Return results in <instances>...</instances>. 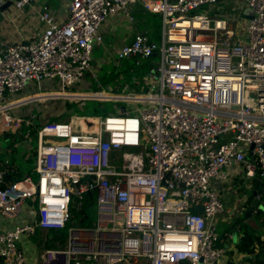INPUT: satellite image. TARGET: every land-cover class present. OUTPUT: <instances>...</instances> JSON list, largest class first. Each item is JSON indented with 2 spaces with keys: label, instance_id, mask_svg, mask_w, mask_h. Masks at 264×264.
Listing matches in <instances>:
<instances>
[{
  "label": "built area",
  "instance_id": "obj_1",
  "mask_svg": "<svg viewBox=\"0 0 264 264\" xmlns=\"http://www.w3.org/2000/svg\"><path fill=\"white\" fill-rule=\"evenodd\" d=\"M13 1L22 11L35 0ZM246 2L243 25L217 7ZM159 15L162 37L137 34L117 53L156 59L140 87L106 88L94 51L101 27L138 3ZM28 44H0V135L23 118L12 99L30 82L57 90L27 101L112 103L107 115L49 122L38 131V179L0 188V216L29 219L0 230V264H27L23 240L68 230V246L44 248L38 264H222L216 220L226 208L215 182L264 181V0H71L60 23L45 9ZM92 88L86 89L88 83ZM121 90L116 91L115 89ZM230 169V172L228 171ZM1 178V176H0ZM95 197L96 223L77 225ZM201 207L202 213L196 208ZM254 219L259 224L254 214ZM80 220V219H79Z\"/></svg>",
  "mask_w": 264,
  "mask_h": 264
},
{
  "label": "crops",
  "instance_id": "obj_2",
  "mask_svg": "<svg viewBox=\"0 0 264 264\" xmlns=\"http://www.w3.org/2000/svg\"><path fill=\"white\" fill-rule=\"evenodd\" d=\"M9 0H0V7L7 4ZM71 0H35L31 3L30 6L25 7L22 11H18L15 9L14 4L11 5L5 12H0V44H28L38 39V36L40 33H42L44 27L39 21L40 14L45 10L48 9L56 18V20L60 23L65 22L68 19L69 16V7H70ZM231 4V3H230ZM232 4H235L240 13L242 14L243 11H245L246 8V2L241 1L240 3L232 2ZM139 5L142 11L145 12L144 8L142 7V4L139 2L136 5L130 6L131 8ZM227 6L226 4H221ZM139 10L138 7H135ZM135 9V10H136ZM159 16V15H158ZM245 16V15H244ZM124 15H119L117 17H113L109 19V21L104 24L100 32L103 35L105 39L104 45H100L97 47L94 51V55L100 51V50H107V37H110V42H114L115 38L113 35L118 31L117 25L124 19ZM161 18V17H160ZM162 22V20H161ZM145 33V32H139ZM134 36L130 38L128 41L124 42L120 47L119 50L131 43L134 39ZM162 37V34L160 36V39ZM159 41V40H158ZM111 58H109L110 62ZM103 64H107V62L103 59L97 58L94 56V65L96 67L97 71H100ZM98 73V72H97ZM50 89V92L57 90V82H42L40 85H38L35 82H30L27 86V88L20 93V95L14 97L12 101L14 102H22L23 97L28 98L32 95L40 94V93H47V92H40L43 88ZM86 89H90L92 87V84L89 82L88 86L85 87ZM37 100H45V99H37ZM50 99H47L45 101H48ZM27 101V100H24ZM34 101V100H33ZM40 103L34 104V107H30L29 105H22V108L19 109L17 107L14 112L15 117L23 118L24 121L27 123L30 122L29 119L26 120V118L35 119L37 117H40V112L42 114H45V111H48L49 108L42 107V105H38ZM42 107L43 109L40 111L39 107ZM39 111H37V110ZM48 113V112H46ZM41 114V115H42ZM54 114V112H53ZM24 124V123H23ZM2 147L3 144L0 142V154L2 153ZM230 172V169H228ZM241 177V175H240ZM245 179L241 180V178L238 177H231L228 182L221 183V182H215L213 184L214 188L217 189L221 196L228 204V209L225 210V213L220 215L216 220V229L219 237L221 238V241L218 243V248L223 251L222 256V264H257L255 261V257L242 253L238 250V244L241 240L242 233H241V226L239 223H237L238 216L245 212L247 210V204H246V198H243L241 201L237 197L240 196V192L242 189H239L237 185L241 183L243 186ZM237 187V188H236ZM251 185L247 187V191L251 189ZM242 198V197H241ZM231 207H234L235 210H231ZM245 210V211H244ZM241 217V216H240ZM257 217V216H256ZM29 219L28 213H23L20 215L17 219L13 221H8L0 216V230H8L14 228L16 225H19L23 222H26ZM259 222V220H258ZM260 225V223L258 224ZM234 234L237 235V237H234ZM23 245L26 248L28 262L27 264H38L36 257H33L31 254L32 249V241L23 240Z\"/></svg>",
  "mask_w": 264,
  "mask_h": 264
},
{
  "label": "trees",
  "instance_id": "obj_3",
  "mask_svg": "<svg viewBox=\"0 0 264 264\" xmlns=\"http://www.w3.org/2000/svg\"><path fill=\"white\" fill-rule=\"evenodd\" d=\"M148 14L151 18H155L156 21L161 22V18L158 15L151 14L149 12H142ZM147 31V30H146ZM153 33V34H152ZM153 41L160 40L159 36L152 30L147 31L146 33ZM119 49L115 51L118 53ZM125 65H120L116 69L108 70L107 77L102 79L99 78V81L105 86H114L118 85L121 82L128 83V86L131 90L139 91L140 87L137 86L133 81V77H137L139 80H143L144 75L149 69L156 64L155 58H150L146 61L135 59H127L124 62ZM117 64V63H116ZM119 66V65H117ZM115 67V66H114ZM117 68V67H115ZM103 68L100 69V71ZM118 83V84H117ZM97 88L93 86V90ZM66 110L69 112L63 111V118H72L80 117L83 119H88L90 117H99L107 115L112 111V107L108 106L107 103H94L92 109V115L87 116L83 115V109L77 106L72 102L65 103ZM65 112V113H64ZM30 122H24L22 127L14 132H5L0 135V142L3 144L2 153L0 154V188L6 189L12 183L25 180L26 178L31 177L35 180V177H38L36 164H37V141H38V131L43 126V124L38 120V118L30 119ZM70 119V118H69ZM59 119H52L51 122H57ZM38 179V178H37ZM257 191V196L254 195V192ZM246 195V204L247 210L253 208L256 211L257 219L264 232V213L256 205V202L264 204V181L254 180L252 183L251 189ZM95 197L91 196L87 200L86 209L84 210L83 217L80 216L78 219L77 225L80 227L91 228L96 223V203ZM257 198V199H255ZM241 221V220H240ZM240 221L237 219V223L240 224ZM242 237L238 244V250L242 253L249 254L255 257L257 264H264V235L257 236L256 233L251 231L248 227L241 225ZM60 231L51 232L49 235L52 236V239L46 244L47 248H59L55 244V241L59 240L61 247H63L68 238L63 234L59 233ZM41 233H38L37 237L40 238Z\"/></svg>",
  "mask_w": 264,
  "mask_h": 264
},
{
  "label": "rangeland",
  "instance_id": "obj_4",
  "mask_svg": "<svg viewBox=\"0 0 264 264\" xmlns=\"http://www.w3.org/2000/svg\"><path fill=\"white\" fill-rule=\"evenodd\" d=\"M135 7H138L139 10L136 9ZM135 7H133V8L130 7L129 8V10L132 13V16L135 18V21L134 22H130L128 19L124 18L117 25L118 31L115 33V35H113V37L115 38V41L114 42H110V37H107V39H106V42H107V45H108L106 47L107 50L106 51L105 50H100L94 55L95 57L103 59V60H105L107 62V64H103V66H102L103 69L101 71H98V73H97L98 78L102 77V79H104V78L107 77V73L109 72L108 70L115 71L117 69L119 71L118 68L120 67V65H122V64L125 65V63H121L119 66L116 65L117 53H115V51L117 49H119V47L124 42H126L130 38H132V36H134L135 34H138L139 32H145L146 33L149 30L154 31L158 36H159V34L161 36V34H162V22H160L158 20L156 21V19L155 18H151L150 15L140 12L142 10L139 7V5H137ZM217 11L221 14V17H223V18L229 17V18H232L234 20L233 28H234L235 31H237L243 25V23L241 22V13H240V11L238 10V8L236 7L235 4L231 3V4H228L227 6L222 5L221 7H217ZM109 58H111L110 62H109ZM114 66L117 67V68H115ZM121 83H125V82H121ZM116 86L117 85L105 86V87L106 88H108V87H114L115 88ZM49 90H50L49 88L46 89L44 87L43 89L40 90V92H50ZM115 90L119 91L121 89L117 88ZM39 95H41V94L38 93L35 96H39ZM35 96L32 95L31 97H28L27 99L23 97L22 100L24 101V100L32 99ZM37 99H40V98H37ZM66 102H70V101H68L66 99H63V98L50 99L48 101H45V100H34V101H31L30 100V101H26V102H23L22 104L17 105L16 107H14L11 110V112H14V110L17 107H19V106H20L19 109H21L22 105H29L30 104V107H34V104L36 105L37 103H40L38 105H42V107H44V109L46 107L49 108L48 111H45V114H42V112H40L39 113L40 117H37L38 120L43 125L46 124V123L51 122L52 119H59L58 121H60V122H70L72 120H75V118H72L71 116L69 117L70 119L68 118V116L63 118L64 109H65V112H69L68 110H66V107H65V103ZM94 103H97V102H87V103H85V105L82 107L83 115H87V116L92 115V109H93ZM107 104H108V106H110V108L112 107V109H113L114 104H112V103H107ZM42 107H39L40 111L43 109ZM39 110H37V111H39ZM46 112H48V113H46ZM53 112H54V114H53ZM90 118H95V117H90ZM37 178L38 177H35V181H37ZM240 178H241V180L244 179L242 175H241ZM244 181L245 182H244L243 186L241 185V183L239 185H237V187H239V189H242L241 191H239L240 192V196L237 197L238 199H240V201L243 198H246L247 197L246 195H248V193H250V192L247 191V187H248V185L252 186V183L254 182V181H250V180H244ZM222 200H223V198H222ZM224 205H225V208L228 209L229 206H228V204H226V202H224ZM231 210H235V208L231 207ZM227 213H229V212L227 211ZM59 233L63 234L67 238L69 237V231L68 230H62ZM49 234L50 233H42L40 238L37 237L35 239H31L32 240V245H33L32 249H31V254L33 255V257H36V260L38 261V263H40V260H41L40 255L42 254V251L44 250V248H47L46 244L48 243V241H50L52 239V236L49 235ZM55 244L59 248H65L66 246H68V240H67L66 244L63 247H61L59 240L55 241ZM80 261H81V263L76 262V264H85V256H82L80 258ZM100 264H103V263H100Z\"/></svg>",
  "mask_w": 264,
  "mask_h": 264
},
{
  "label": "water",
  "instance_id": "obj_5",
  "mask_svg": "<svg viewBox=\"0 0 264 264\" xmlns=\"http://www.w3.org/2000/svg\"><path fill=\"white\" fill-rule=\"evenodd\" d=\"M11 5H13V1H9L7 4H5L2 7H0V12H5ZM251 14H252V11L250 9H246L244 11V15L247 18H252ZM257 194H258L257 191H255L254 195L257 196ZM255 199H257V198H255ZM256 203H257L256 205L259 207V209L264 213V204L262 205L259 202H256ZM196 211L202 213L203 210H202L201 207H198V208H196ZM255 212L256 211L253 208L248 209V210H246L245 212L241 213L238 216L239 217L238 220L239 221L241 220L240 221V226L243 225L245 227H248L251 231L256 233L257 236H261L262 237L264 235V232H263V229H262L261 225H258L255 222V219H254ZM241 230H242V228H241ZM234 237L236 238L237 235L234 234Z\"/></svg>",
  "mask_w": 264,
  "mask_h": 264
}]
</instances>
